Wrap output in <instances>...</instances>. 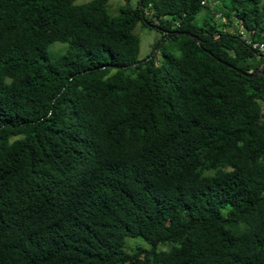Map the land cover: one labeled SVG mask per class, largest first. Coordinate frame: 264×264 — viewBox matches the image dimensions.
<instances>
[{
    "label": "trees",
    "instance_id": "trees-1",
    "mask_svg": "<svg viewBox=\"0 0 264 264\" xmlns=\"http://www.w3.org/2000/svg\"><path fill=\"white\" fill-rule=\"evenodd\" d=\"M79 1L0 0V264H264V0Z\"/></svg>",
    "mask_w": 264,
    "mask_h": 264
},
{
    "label": "rangeland",
    "instance_id": "rangeland-1",
    "mask_svg": "<svg viewBox=\"0 0 264 264\" xmlns=\"http://www.w3.org/2000/svg\"><path fill=\"white\" fill-rule=\"evenodd\" d=\"M87 0H81L79 2H84ZM123 4V0H108V11L110 15H115L117 13V9ZM131 6H134V2L131 3ZM134 34H136L139 38V49L137 60L144 61L148 57L154 55V60L157 64L162 63V52L165 51L174 57L178 58L180 56V52L177 48L170 43V41L162 35L149 27H145L142 23H138L135 29L133 30ZM48 55L50 58H54L58 55L65 53V45L61 43H53L47 49ZM128 249L133 248L134 246H140L142 248H146L145 243L139 239H126ZM167 247H160V249H166Z\"/></svg>",
    "mask_w": 264,
    "mask_h": 264
},
{
    "label": "water",
    "instance_id": "water-1",
    "mask_svg": "<svg viewBox=\"0 0 264 264\" xmlns=\"http://www.w3.org/2000/svg\"><path fill=\"white\" fill-rule=\"evenodd\" d=\"M147 26H149L150 28H152V29H157V26H155V25H151V24H149V23H147L146 21L144 22ZM186 36H188L189 38H191L192 40H194L196 43H199V41H198V39L196 38V37H193L192 35H190V34H188V33H184ZM228 67H231L230 65H228ZM236 71H238V70H236ZM246 76H253V77H255V76H258V75H261V76H264V70H260V71H257V72H255V73H253V74H245Z\"/></svg>",
    "mask_w": 264,
    "mask_h": 264
},
{
    "label": "built area",
    "instance_id": "built-area-1",
    "mask_svg": "<svg viewBox=\"0 0 264 264\" xmlns=\"http://www.w3.org/2000/svg\"><path fill=\"white\" fill-rule=\"evenodd\" d=\"M252 47L259 50L260 52H264V44L263 43H253Z\"/></svg>",
    "mask_w": 264,
    "mask_h": 264
}]
</instances>
